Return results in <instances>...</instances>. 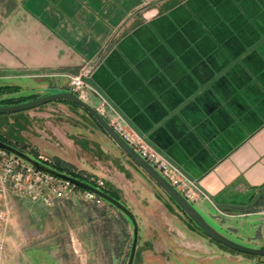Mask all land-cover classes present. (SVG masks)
I'll list each match as a JSON object with an SVG mask.
<instances>
[{
  "label": "crops",
  "instance_id": "crops-1",
  "mask_svg": "<svg viewBox=\"0 0 264 264\" xmlns=\"http://www.w3.org/2000/svg\"><path fill=\"white\" fill-rule=\"evenodd\" d=\"M172 1L13 0L0 23V69L75 72L94 61L92 80L129 126L211 198L235 206L264 194V0ZM104 133L116 163L67 161L154 214L149 195H168ZM153 216V241L166 236L179 249H155L151 261L215 259L213 246L193 253L192 237L175 239L172 222Z\"/></svg>",
  "mask_w": 264,
  "mask_h": 264
},
{
  "label": "rangeland",
  "instance_id": "rangeland-1",
  "mask_svg": "<svg viewBox=\"0 0 264 264\" xmlns=\"http://www.w3.org/2000/svg\"><path fill=\"white\" fill-rule=\"evenodd\" d=\"M175 1L177 3L178 0H173L170 4H174ZM14 6L13 0H0V23L3 22L2 16L6 17ZM88 65L94 66L95 73L97 66L94 61L82 63L75 72L55 70L9 72L0 69V106L37 100L48 94L45 88H69L71 78L76 77ZM93 73L85 79L94 89L100 91L92 80ZM86 93L85 101L92 105V99L96 98L94 107H99L102 102L100 95L91 89L86 90ZM102 93L110 102L106 93ZM0 136L37 161L45 162L50 168L58 161L67 163V158L74 160V157L80 154L83 161L79 167L87 166V162L93 164V156L96 155L102 160L107 159V162L102 163L106 166L110 161L117 162L114 146L108 142L106 134L95 119L90 117L85 109L66 101H51L36 109L0 114ZM72 165L76 173L80 172L90 180L97 177L78 169L76 164ZM121 167L124 169L123 164ZM101 180L105 182L104 178ZM104 182L103 187L108 189L109 186ZM78 188L69 193L68 197L63 196L55 207L25 200L9 192L5 203L7 207H4L8 222L2 232L5 243L0 264H126L133 242V225L130 220L127 218L128 221H118L117 212L113 209L109 210L111 212L107 216H97L96 212H91V204L87 202L89 200L84 199L85 189ZM120 197L122 198V195ZM149 198L156 204L152 215L143 209L139 210L137 205H131L126 199L130 207L126 206L135 211L133 214L139 225L134 264H157L150 258L155 249L162 252L164 249L165 252L169 249L172 251L179 249L178 245H174L175 241L172 242V239L166 236L159 238L160 243L156 244L153 241L148 223L150 216L153 215L157 221L172 222L171 231L175 239L182 234L188 238L192 237L193 253L203 254L205 248L210 251L208 246H213L212 255L215 259L192 258L191 264H254L264 260V256L240 253L217 241L214 242L211 237L201 233L195 223L188 220L184 212L173 205L168 196L163 199L152 194ZM211 200V203L205 200L203 203L199 201L192 204L214 229L240 245L256 248L264 244L263 193L228 208L215 203L213 198ZM102 205L104 204H100L99 207ZM102 223L109 226L106 234L101 232ZM171 261L181 264L179 260Z\"/></svg>",
  "mask_w": 264,
  "mask_h": 264
},
{
  "label": "built area",
  "instance_id": "built-area-1",
  "mask_svg": "<svg viewBox=\"0 0 264 264\" xmlns=\"http://www.w3.org/2000/svg\"><path fill=\"white\" fill-rule=\"evenodd\" d=\"M93 70L94 66L88 65L76 77L71 78L69 88L73 90V93L84 100L85 95H87L86 90L91 89L98 93L102 102L96 109L101 117L107 119L111 124L110 126L114 129V132L120 134L123 137L122 139L133 147L140 157H143L155 170L161 173L187 201L193 203L205 199L211 203L210 196L201 189L197 181L188 176L186 177L182 169L172 164L166 156L157 152L142 133L129 126L127 119L115 110L114 105L106 100L105 94L99 90L97 91L88 83L85 77L89 78ZM90 181L95 182L99 188L103 187V181L100 178H93ZM76 188L77 186L70 181H64V179L52 176L43 170L40 171L31 163L24 162L20 157L0 147V259H2L1 254L5 243L2 232L6 222H8L4 207H7L5 203L9 192L25 200L38 201L47 206L55 207L63 196L68 197V194ZM83 196L84 199L94 204L104 203L102 198L89 190L85 189Z\"/></svg>",
  "mask_w": 264,
  "mask_h": 264
},
{
  "label": "water",
  "instance_id": "water-1",
  "mask_svg": "<svg viewBox=\"0 0 264 264\" xmlns=\"http://www.w3.org/2000/svg\"><path fill=\"white\" fill-rule=\"evenodd\" d=\"M48 94H45L42 97H39L37 100H31L26 101L25 103H17V104H11L8 105H2L0 106V114L2 113H12L17 111H25L31 108H37L38 106L45 104V103H51V101H69L73 103L76 106L82 107L86 111H88V114L92 116L93 119H95L98 124L100 125L101 129L104 132H107L111 139L114 141L115 145L120 147L123 152L130 158L132 161L137 163V165L150 176V178L157 183V185L162 188V190L170 197V199L176 204L186 215L187 218H189L191 221H193L197 226L198 229L203 232L204 234H207L209 237L214 240V242H219L222 245L226 247H230L232 249L237 250L240 253H247L252 254V256H264V244L260 247L252 248L251 246L247 245H240L238 242L234 241L231 238H227L225 234L220 233L217 229H214V227L211 225V223L204 218V216L201 214V212L196 208L189 200L187 201L184 196L175 188L173 187L170 182H168L161 173H159L157 170H155L149 162L145 161L143 157H140V155L136 152V150L131 147L126 141H124L122 136L116 132H114V129L110 126L111 124L107 121V119H104L101 117V115L98 113L96 107L89 105L83 98L73 93V90L69 88L68 90L60 91L57 89H51L47 90ZM0 147L3 149L8 150L11 154H15L16 156L23 159L24 162H29L35 167H37L38 170H43L52 176H57L59 178L64 179V181H70L71 183L75 184L79 188H83L86 190H89L91 193L96 194L100 198H103L104 201L107 203H111L118 211L123 212L127 218L130 220L131 224L133 225V231H132V237L133 242L130 246V255L127 258L126 264H134L133 259L136 255V245L138 243V237L137 233L139 230V225L136 222L135 216L133 212L123 203L120 202L117 198H114L107 195L103 189L90 185L89 182L79 180L76 177L70 175V174H64L63 172H59L56 169L50 168L49 165H46L45 163L41 161H37L34 157L30 156L28 153H24L22 150L10 146L8 143H5L4 141L0 140Z\"/></svg>",
  "mask_w": 264,
  "mask_h": 264
},
{
  "label": "trees",
  "instance_id": "trees-1",
  "mask_svg": "<svg viewBox=\"0 0 264 264\" xmlns=\"http://www.w3.org/2000/svg\"><path fill=\"white\" fill-rule=\"evenodd\" d=\"M76 106V105H75ZM0 140H2V141H4L5 143H8L10 146H14V147H16V145L15 144H11V143H9V141L6 139V138H4L3 136H0ZM17 148V147H16ZM21 150V149H20ZM52 169H56L57 171H59V172H63L64 174H70V175H72V176H74V177H76L77 179H79L80 181L81 180H83V181H86V182H89L90 183V185H92V186H98V185H96V183L94 182H91L90 181V179L89 178H87V177H84L83 175H82V173H80V172H78V173H76L73 169V165L71 164V163H69V162H63V161H58L57 163H55V165L54 166H52L51 167ZM78 189H80V188H78ZM101 189H103L104 190V192L108 195H110V196H112V197H114V198H117V196H116V194L113 192V190L112 189H110V188H105V187H101ZM80 190H84L83 188H81ZM118 200H119V198H117ZM215 200V201H214ZM120 201V200H119ZM213 201L215 202V203H217V204H219V202L216 200V199H213ZM87 202H89L90 204H91V206H90V210H91V212H96L97 213V216H101V217H104V216H107L108 215V213L109 212H111V211H109L110 209H113L114 211H116L117 212V216H116V218L118 217V221H121V220H127L128 221V219H127V216L123 213V212H120V211H118L111 203H107L106 201H104V205H102V207H99V205H97L96 203L94 204V203H91V201H87ZM179 208V207H178ZM188 220H189V218H188ZM107 224H104V223H102L101 224V232L103 233V234H106L108 231V225L106 226ZM196 225V224H195ZM197 226V225H196ZM198 227V226H197ZM199 230V229H198ZM200 231V230H199ZM201 232V231H200ZM201 233H203V232H201ZM204 234V233H203ZM207 235V234H206ZM208 236V235H207ZM107 247V246H106Z\"/></svg>",
  "mask_w": 264,
  "mask_h": 264
}]
</instances>
